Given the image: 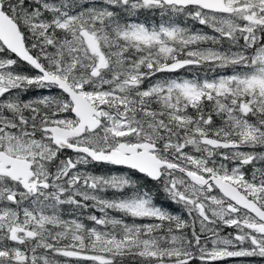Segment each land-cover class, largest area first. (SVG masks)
I'll list each match as a JSON object with an SVG mask.
<instances>
[{"label":"snow or ice","instance_id":"obj_1","mask_svg":"<svg viewBox=\"0 0 264 264\" xmlns=\"http://www.w3.org/2000/svg\"><path fill=\"white\" fill-rule=\"evenodd\" d=\"M229 261L264 262V0H0V264Z\"/></svg>","mask_w":264,"mask_h":264},{"label":"rangeland","instance_id":"obj_2","mask_svg":"<svg viewBox=\"0 0 264 264\" xmlns=\"http://www.w3.org/2000/svg\"><path fill=\"white\" fill-rule=\"evenodd\" d=\"M183 72V71H182ZM186 73V72H185ZM184 72L183 73H181L182 75H186ZM125 170L126 169H124V168H122V169H115V170H107V171H103V172H96L97 174H108L109 172H116V173H123V172H125ZM107 195L109 196V197H111L112 196V193L111 192H109V193H107ZM65 211H66V213L69 211V209H65ZM92 211H95V209H92ZM97 215H99V213L97 212L96 213ZM77 215H79V213H77ZM87 215H88V211L86 210L85 212H84V215L81 217V219H84V221H85V223H88L89 225L91 224V222L90 221H87L86 220V217H87ZM66 218H68L67 217V215H66ZM224 234H227L228 232H232L233 231V229H231V228H225L224 230ZM228 264H234V262L233 261H229L228 262ZM258 264H264V262H262V261H258Z\"/></svg>","mask_w":264,"mask_h":264},{"label":"trees","instance_id":"obj_3","mask_svg":"<svg viewBox=\"0 0 264 264\" xmlns=\"http://www.w3.org/2000/svg\"><path fill=\"white\" fill-rule=\"evenodd\" d=\"M188 24L189 26H192L193 22L191 21H188ZM195 27H198V25H195ZM96 172H103V171H107V170H112L110 167H107L106 165L104 164H99V165H96L95 166V169H94ZM127 171V170H125ZM136 178L140 179V180H144L145 178L143 176H137ZM153 185L151 183L148 184V187H152ZM159 202H162L164 203V205L166 207L169 206V203L167 201V199L163 196V195H160L159 198H158ZM172 207H175V206H172Z\"/></svg>","mask_w":264,"mask_h":264},{"label":"flooded vegetation","instance_id":"obj_4","mask_svg":"<svg viewBox=\"0 0 264 264\" xmlns=\"http://www.w3.org/2000/svg\"><path fill=\"white\" fill-rule=\"evenodd\" d=\"M200 26L198 25V27L197 28H199ZM201 75H203V71L201 70ZM113 168H117L116 166L115 167H113Z\"/></svg>","mask_w":264,"mask_h":264}]
</instances>
